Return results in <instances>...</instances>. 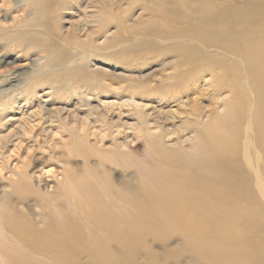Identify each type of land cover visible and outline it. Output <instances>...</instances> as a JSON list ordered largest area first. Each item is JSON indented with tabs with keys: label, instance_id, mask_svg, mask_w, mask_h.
<instances>
[{
	"label": "bare ground",
	"instance_id": "1",
	"mask_svg": "<svg viewBox=\"0 0 264 264\" xmlns=\"http://www.w3.org/2000/svg\"><path fill=\"white\" fill-rule=\"evenodd\" d=\"M21 1L17 10L34 16L11 25L0 16V67L27 49L62 68L55 76L7 69L0 85L27 83L22 95L0 90L3 110L46 84H58L59 93L107 87L93 86L87 67L115 47L173 53L176 68L155 85L147 82L154 74L142 72L141 86L126 89L122 102L138 122L123 140L89 144L78 129L90 116L64 108L51 115L71 136L65 150L55 146L62 177L52 189L38 185L34 169L46 160L38 154L13 173L0 196V264H264V0ZM89 7L99 29L86 40L74 22L66 30L58 24L63 11ZM164 91L179 109H149L136 99ZM103 112L110 130L121 121ZM19 136L14 128L0 134V153ZM136 138L146 142L142 157L131 148Z\"/></svg>",
	"mask_w": 264,
	"mask_h": 264
},
{
	"label": "rangeland",
	"instance_id": "2",
	"mask_svg": "<svg viewBox=\"0 0 264 264\" xmlns=\"http://www.w3.org/2000/svg\"><path fill=\"white\" fill-rule=\"evenodd\" d=\"M2 2L3 1L0 0V16L2 20L7 18L4 19V22L7 25H11L14 20H22L23 17L29 20L33 19V12L28 11L27 14L17 10V8L23 6V2L21 0H15L17 8L15 7L14 9H11L12 7H10L7 10V6H5L6 4L3 5L4 3ZM122 5L126 6L127 4L124 1L122 2ZM141 12L142 11L139 9L135 11L134 18L138 17ZM96 13L97 12L94 7H89L87 12H85L83 9H79L78 11H63L62 18L64 20L61 17L58 18V24H62V26H64L63 30H66L71 26V22H74L75 26H79V28H81V31L79 30L81 39L86 40L90 30L95 31L99 29L98 21L90 17L92 14ZM144 18L149 20V16L147 14L144 16ZM88 21L91 23L88 24ZM103 40L104 38L101 39V41ZM46 57V52L43 54V52L38 53L35 51H28L27 49L22 50V52L20 51L18 53H12V56L8 61H13L15 63H12L11 66L2 65L0 67V71L2 72H0V79L8 77L11 72H13H9L10 70L7 72V69L9 68H20L29 71L43 69L50 71L51 74L55 76V74L58 73L62 67L58 68L57 66L50 65ZM175 60L176 58L173 53H164L161 50L151 51L144 47H115L111 58H105L101 55L93 56L87 67V74L89 75L90 73V78H96L92 82V85L98 87L97 81L100 80L101 84L103 86H107L110 92H107V87H105L103 89H96L95 91H89L86 88H78L76 92L71 90L70 92L65 91L59 93L55 92L58 84L55 85V87H52L50 84H46V86L43 85L38 87V92L33 98L25 99L24 96L19 97V95H22L20 92L27 83L25 79L12 81L14 84L11 83L8 85H0V90L7 89L8 92L14 91V93L16 92L15 94H19L17 97L19 99L15 103L10 104V106H8L5 110L0 108V134H8L9 130L12 131L13 128L21 134V136L18 138H13L10 141L11 143H7L1 150L0 196L6 190H8L9 179L12 178L13 173L19 167L24 166L25 162H27L30 159V156L33 154H38L41 157L44 156V158H46V160L37 163V167L34 169V179H36L38 185H40L42 188L52 189L55 186L57 180L62 177L64 166L62 163H58V161L54 158L56 149L59 148H56L55 146L59 144L62 146L61 149L63 150V146H65V143L70 140L71 136L70 133L62 127L63 124H60L59 121L51 120L52 116H56L58 114L57 109L64 108V113L67 112L66 114H70L71 117L73 116V113H79L83 118L87 116L86 119L91 117L87 120L88 122L86 123L85 130L83 129L84 131L82 129L80 131V128L78 129L80 133L85 135L89 144L102 145L104 142L110 141L108 138L109 135L115 137L118 136V139L123 140L127 133H134V130L129 127L130 124H136L138 122L137 116H134L132 113L134 111L133 107H128L122 102L123 98L126 97L127 94L126 89L129 87L139 88L141 86V79H139L138 76H140L139 74L142 75L143 73L148 74L151 72L150 75L154 74L153 76H150L149 80L147 81L150 85H155L156 82L159 83L167 80L168 75L174 72L176 68ZM1 68L3 70H1ZM3 71L6 73H3ZM153 71L155 73H153ZM77 77L80 79L78 75H74L73 79L76 80ZM202 84L205 85L206 83L203 82ZM163 93H152L148 96H143V94L137 93L136 99L142 104H148L149 109L153 107L161 108L163 111L179 109L177 102L167 100V97H170V95H167L165 91ZM203 96L204 95H199V97ZM85 99L90 101V105L93 103V106L87 105ZM6 100L7 99H5V101ZM81 100L85 101L82 102ZM209 101L210 100L206 99V104H209ZM49 109L51 111H49ZM102 112L114 119V121H117L119 118H121V121L118 120L117 125L115 124L110 130L101 116ZM29 113H32L31 117ZM40 113H43L44 116ZM47 113L49 114L47 115ZM83 115H85V117ZM6 119L8 120L6 121ZM176 121H178V119H176ZM21 126H23V128ZM47 130L49 131L47 132ZM135 133L137 134V132ZM60 135L62 136L60 137ZM176 137L177 136L175 134H171L169 140L173 141ZM133 143H135V145H132L131 148L134 151V154L139 155L140 157L144 156L146 149L145 140L143 138H136ZM72 160L78 162L79 164L82 162V158L72 157ZM75 162L72 163L75 165L77 164Z\"/></svg>",
	"mask_w": 264,
	"mask_h": 264
}]
</instances>
